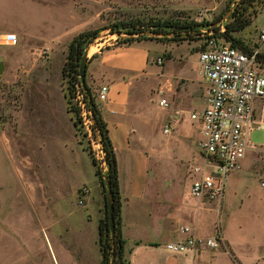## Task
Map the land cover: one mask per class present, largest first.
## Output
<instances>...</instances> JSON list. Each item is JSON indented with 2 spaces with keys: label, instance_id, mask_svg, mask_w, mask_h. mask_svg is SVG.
<instances>
[{
  "label": "crops",
  "instance_id": "obj_1",
  "mask_svg": "<svg viewBox=\"0 0 264 264\" xmlns=\"http://www.w3.org/2000/svg\"><path fill=\"white\" fill-rule=\"evenodd\" d=\"M25 2L26 11L20 15L0 10V32L14 31L18 35L15 44H0V77L46 76L51 71V54L56 44L68 39V47L78 33H75L76 15L69 6L68 17L63 21L60 19L58 29H53L56 26L43 13L47 7L54 9L57 15L60 0ZM37 25L39 28L33 30ZM201 42L202 39L193 34L178 42L170 34L166 38L147 36L107 42L88 55L85 82L93 90L101 84L109 86L106 99L97 100V103L116 157L124 256L127 259L128 256L137 257L141 264H264V247L243 249L238 245V241L243 242L241 234H228L222 229L224 244L215 248L181 253L166 250L161 245L184 235L179 230L181 224L190 225L196 235L212 234L216 223L220 225L216 219L221 206L230 208L238 191L248 196L247 178L257 173L259 185L263 168L264 144L260 150L249 145L239 167L227 176L220 201L188 195V162L198 155L196 141L199 137L198 123L191 119L190 113L205 106L207 94V83L199 72L197 51ZM44 47L52 50L45 57L40 52ZM158 56L164 57L162 64L156 62ZM60 70L62 74V68ZM60 91L63 92L61 88ZM2 92L0 87V97ZM36 93H33L30 107L42 108L37 115L42 117L47 114L44 109L54 104L51 89H40ZM161 96L166 97L167 107L159 105ZM25 104L23 101L21 109ZM65 106L66 101L63 108L67 111ZM16 112L24 121V111ZM165 124L170 125L168 132L163 131ZM74 138L80 150L85 152L86 160L91 162L92 176L87 175L85 155L70 154L60 177L70 179L73 189L68 187L57 196L49 193L55 203L56 199L61 201V208L57 207L59 211L55 210V214L67 213L77 239L87 244V238L93 237L92 241L96 238L99 244V222L106 208L105 187L95 172L96 164L91 154L75 131ZM83 185L89 191L79 203L78 190ZM254 202L264 210V192ZM235 238L238 244L234 243ZM99 252L97 264L101 260L100 244ZM128 264H131L130 259Z\"/></svg>",
  "mask_w": 264,
  "mask_h": 264
},
{
  "label": "rangeland",
  "instance_id": "obj_2",
  "mask_svg": "<svg viewBox=\"0 0 264 264\" xmlns=\"http://www.w3.org/2000/svg\"><path fill=\"white\" fill-rule=\"evenodd\" d=\"M25 1L0 0V10L20 15L26 11ZM60 1V8L56 9L57 15L54 9L46 7L43 11L56 26L53 29L61 27L60 19L63 21V18L68 17V6L76 15L75 33L89 28H101L98 36L85 47L88 49L92 45L93 52L88 54L92 55L107 42H124L129 38L147 36L164 37L161 33L155 34L147 25L157 19L212 21L209 26L214 27L218 35L220 27H224L230 11L239 0ZM253 8L259 10L256 16L251 24L236 32V36L249 49L258 48L264 53V42L258 40L260 30L264 32V2L254 0L248 5V11ZM35 14L40 16L38 12ZM131 22L137 23L136 27L141 31L132 35L127 32ZM38 28L37 25L33 30ZM202 28L206 29L205 26ZM200 31L195 33L196 37H203L199 36ZM174 40L178 42L183 38ZM67 42L68 39H62L56 44L51 54V71L46 76L34 74L0 77V87L3 90L0 97V264H97L100 258L97 239L92 241L93 237L87 238L89 242L82 244L68 222L67 213L55 214L56 208H61V201L56 199L55 203L52 197L68 190V187L73 189L70 179L60 177L70 154L76 156L83 153L87 175L92 176L91 162L86 160L85 152L80 150L74 131L85 147L90 145L88 136L76 121V113L69 105V94L67 98L63 97L68 86L59 68H62L65 61ZM49 49L50 47L42 48L41 55L45 57L52 51ZM40 89H51L54 104L44 109L47 114L37 117L42 108L30 106L33 105V93ZM41 96L42 93L39 94ZM23 101L26 104L21 109ZM65 101L67 111L63 108ZM16 111H24V121L17 117ZM250 143H264V129L251 131ZM261 147L255 148L260 150ZM96 163L102 173L107 170L106 163ZM247 180L248 196L238 191L230 208L221 206L216 220L224 232L242 235L243 242L238 241V244L237 238L234 239V243L241 248H263L264 210L254 199L263 196L264 187L258 185L257 173L250 175ZM42 186L48 189H43ZM62 204L64 205L63 200ZM76 205L75 202V207ZM129 259L131 264H141L137 257L128 256Z\"/></svg>",
  "mask_w": 264,
  "mask_h": 264
},
{
  "label": "built area",
  "instance_id": "obj_3",
  "mask_svg": "<svg viewBox=\"0 0 264 264\" xmlns=\"http://www.w3.org/2000/svg\"><path fill=\"white\" fill-rule=\"evenodd\" d=\"M223 29L222 25L220 30ZM199 30V36H203L199 37L202 42L197 51L199 72L207 83V94L205 106L190 113L191 119L198 123L199 137L196 141L198 155L188 162L190 182L187 192L193 198L220 201L224 196L227 176L239 167L249 145L256 147L264 144L250 143L251 131L264 129V61L258 56L260 49L245 51L231 45L223 37L216 35L215 28L211 25ZM17 40L18 35L14 31L0 32V44L13 45ZM258 40L264 42L262 30L258 34ZM163 61L162 56L156 59L159 64ZM108 89L107 84L94 89L96 101L106 99ZM158 103L163 107L168 106V101L163 96ZM69 105L79 118L84 134L88 136L92 156L100 165L104 164L101 142L91 132V111L86 105L80 79L72 88ZM169 130L170 125L165 124L163 131ZM259 185L264 187V159ZM88 191L86 185L79 188V203L83 202ZM179 230L184 235L174 241L163 242V248L186 253L224 244V237L217 223L213 233L207 236L196 235L188 224H181Z\"/></svg>",
  "mask_w": 264,
  "mask_h": 264
},
{
  "label": "trees",
  "instance_id": "obj_4",
  "mask_svg": "<svg viewBox=\"0 0 264 264\" xmlns=\"http://www.w3.org/2000/svg\"><path fill=\"white\" fill-rule=\"evenodd\" d=\"M253 1L254 0H239L236 6L233 7V9L230 11L228 19L224 22L223 31L218 34V36L223 37L224 40L228 41L231 45L238 46L245 51H250V49L242 42L239 37L236 36V32L244 29L246 26L251 24L253 17H255L257 12L259 11L254 8L252 9V11H248V5H251ZM259 1L264 2V0ZM211 22H198L194 19H191L189 21L157 19L154 21H150L149 23H147V25L150 27L151 31L155 32V34H163L164 37L161 38H166L168 34H171L173 35L171 37L173 39H185L186 37H191L192 34L198 32L201 27L209 26V23ZM136 24L137 23L135 22H131L129 24L130 29H128L127 32H129L131 35L141 31L138 27H136ZM100 29V27H97L82 30L75 34L69 42L66 59L62 65V77L64 80L67 81L68 86V90L65 92L66 98L68 94L69 96H71V91L74 84L79 81L78 67L84 49L90 42L93 41L96 36H98ZM138 38L140 39L143 37ZM133 39L135 38H129L126 39V41H131ZM258 56L263 58L264 61V53L260 52L258 53ZM83 91L86 100V105L91 111V132L92 135L98 137L99 141L101 142V146L104 150V161L107 165V170L104 173H102L97 166L95 168V172L98 175L102 184H104V176H107L111 186L114 205V230L111 232L109 229L106 208L104 215L99 222L98 233L99 244L101 249L100 264H128V259L124 256V238L121 234V203L114 147L108 134L106 122L101 116L99 105L95 99L93 88L85 82V84H83ZM77 120H79L78 117L76 118V121ZM86 148L91 154L89 147L87 146ZM92 159L94 163L97 164L93 156Z\"/></svg>",
  "mask_w": 264,
  "mask_h": 264
},
{
  "label": "water",
  "instance_id": "obj_5",
  "mask_svg": "<svg viewBox=\"0 0 264 264\" xmlns=\"http://www.w3.org/2000/svg\"><path fill=\"white\" fill-rule=\"evenodd\" d=\"M87 60H88V49H85L81 56L78 67L79 79L82 85L85 84ZM1 65H2V56H0V66ZM104 186H105L106 209H107L109 229L112 232L114 230V216H113L114 205H113V195L111 191V186L107 176H104Z\"/></svg>",
  "mask_w": 264,
  "mask_h": 264
},
{
  "label": "bare ground",
  "instance_id": "obj_6",
  "mask_svg": "<svg viewBox=\"0 0 264 264\" xmlns=\"http://www.w3.org/2000/svg\"><path fill=\"white\" fill-rule=\"evenodd\" d=\"M92 46V45H91ZM91 46H89V48H88V54L90 53V52H93V50L91 49Z\"/></svg>",
  "mask_w": 264,
  "mask_h": 264
}]
</instances>
